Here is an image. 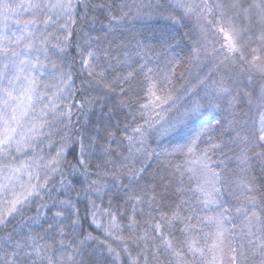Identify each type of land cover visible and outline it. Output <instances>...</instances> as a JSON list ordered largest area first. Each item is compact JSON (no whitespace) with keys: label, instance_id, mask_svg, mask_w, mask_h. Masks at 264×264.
I'll use <instances>...</instances> for the list:
<instances>
[{"label":"snow or ice","instance_id":"obj_1","mask_svg":"<svg viewBox=\"0 0 264 264\" xmlns=\"http://www.w3.org/2000/svg\"><path fill=\"white\" fill-rule=\"evenodd\" d=\"M0 264H264V0H0Z\"/></svg>","mask_w":264,"mask_h":264},{"label":"trees","instance_id":"obj_2","mask_svg":"<svg viewBox=\"0 0 264 264\" xmlns=\"http://www.w3.org/2000/svg\"><path fill=\"white\" fill-rule=\"evenodd\" d=\"M165 20H152V21H148V22H140L137 23V27L144 32H147L148 34H152L153 32H156L157 34H159L160 30L162 29L163 25H165L163 22ZM179 27V26H177ZM186 29H181V34L183 33V31H185Z\"/></svg>","mask_w":264,"mask_h":264},{"label":"rangeland","instance_id":"obj_3","mask_svg":"<svg viewBox=\"0 0 264 264\" xmlns=\"http://www.w3.org/2000/svg\"><path fill=\"white\" fill-rule=\"evenodd\" d=\"M150 21H152V20H150ZM145 22H148V21H145ZM138 23H140V22H138ZM164 24H167V23H169L168 21H164L163 22Z\"/></svg>","mask_w":264,"mask_h":264}]
</instances>
